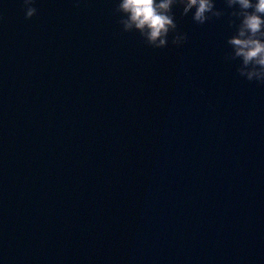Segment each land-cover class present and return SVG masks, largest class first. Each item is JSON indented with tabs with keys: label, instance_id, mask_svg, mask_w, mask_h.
Wrapping results in <instances>:
<instances>
[{
	"label": "water",
	"instance_id": "water-1",
	"mask_svg": "<svg viewBox=\"0 0 264 264\" xmlns=\"http://www.w3.org/2000/svg\"><path fill=\"white\" fill-rule=\"evenodd\" d=\"M118 2L0 0V264H264V85L225 59L232 9L174 7L188 39L154 49Z\"/></svg>",
	"mask_w": 264,
	"mask_h": 264
},
{
	"label": "clouds",
	"instance_id": "clouds-1",
	"mask_svg": "<svg viewBox=\"0 0 264 264\" xmlns=\"http://www.w3.org/2000/svg\"><path fill=\"white\" fill-rule=\"evenodd\" d=\"M35 2L22 0L26 20L37 14ZM224 3L232 9L229 27H236L235 34L227 39L232 51L225 59H239L238 75L264 85V0H224ZM176 6L182 7L185 16L191 12L192 21L200 25L224 15V10L215 7L214 0H119L114 14L119 15L123 32H138L148 46L165 48L172 34V45L179 47L188 37L177 29L173 13ZM233 17L240 21L238 25Z\"/></svg>",
	"mask_w": 264,
	"mask_h": 264
}]
</instances>
